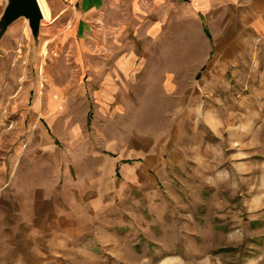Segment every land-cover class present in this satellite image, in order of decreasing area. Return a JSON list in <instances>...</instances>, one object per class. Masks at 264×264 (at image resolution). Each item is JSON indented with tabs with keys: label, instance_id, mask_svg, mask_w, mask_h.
<instances>
[{
	"label": "rangeland",
	"instance_id": "374dc122",
	"mask_svg": "<svg viewBox=\"0 0 264 264\" xmlns=\"http://www.w3.org/2000/svg\"><path fill=\"white\" fill-rule=\"evenodd\" d=\"M7 1L0 0V18ZM176 18L153 36L107 34L106 44L136 45L143 63L161 56L146 53L148 45H163L172 66L185 47V75L171 67L161 89L140 82L157 76L152 63L139 68L137 84L116 79L128 99L121 103L175 114L119 119L126 128L160 127L166 146L179 151L177 165L91 222L49 264H264V26L249 34L232 18L211 26L201 16L207 29L187 21L183 36ZM54 24L43 20L35 38L20 17L0 37V184L13 160L25 158L18 156L29 133L45 130L64 157L79 162L109 119L98 113L97 66L113 53L99 54L96 32L67 40Z\"/></svg>",
	"mask_w": 264,
	"mask_h": 264
},
{
	"label": "crops",
	"instance_id": "0c3cea01",
	"mask_svg": "<svg viewBox=\"0 0 264 264\" xmlns=\"http://www.w3.org/2000/svg\"><path fill=\"white\" fill-rule=\"evenodd\" d=\"M48 5L55 28L62 30L67 40L91 39L96 32L99 54L113 53V60L98 61L97 66L103 85L98 94L103 107L98 113L109 119L101 122V135L79 162L66 153L64 157L45 130L38 128L35 136L29 133L18 156L25 158L14 159L13 169L5 170L1 179L0 264H49L74 238L83 236L91 222L116 212L139 191L154 188L157 175L166 172L167 165H177L179 151L170 142L166 146L160 127L137 122L126 128L119 119L175 114L132 108L130 101L121 103L128 99L119 94L116 79L137 84L139 68L152 63L159 70L156 79L154 73H147L140 82L158 84L161 89L169 84L171 67L177 68L181 77L185 75V47L177 52V66H172L168 47L148 45L146 53L154 51L161 56H156V62L143 63L136 45L124 41L107 45V34L119 39L136 29L153 36L164 30L170 16H177L183 36L187 21L198 30L207 29L201 16L211 26L219 18H232L249 29V34L264 26V0H49ZM176 99L184 102L185 96Z\"/></svg>",
	"mask_w": 264,
	"mask_h": 264
},
{
	"label": "water",
	"instance_id": "95a60500",
	"mask_svg": "<svg viewBox=\"0 0 264 264\" xmlns=\"http://www.w3.org/2000/svg\"><path fill=\"white\" fill-rule=\"evenodd\" d=\"M25 17L35 38L38 37L43 13L38 0H8L0 18V37L11 23Z\"/></svg>",
	"mask_w": 264,
	"mask_h": 264
},
{
	"label": "bare ground",
	"instance_id": "6f19581e",
	"mask_svg": "<svg viewBox=\"0 0 264 264\" xmlns=\"http://www.w3.org/2000/svg\"><path fill=\"white\" fill-rule=\"evenodd\" d=\"M38 2H39V5H40L42 13H43V20L44 21H52L53 19L51 16V11H50L49 5L47 3V0H38Z\"/></svg>",
	"mask_w": 264,
	"mask_h": 264
}]
</instances>
